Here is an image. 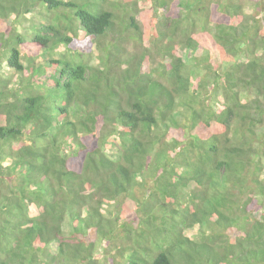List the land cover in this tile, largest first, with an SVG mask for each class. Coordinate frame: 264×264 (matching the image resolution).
I'll use <instances>...</instances> for the list:
<instances>
[{
  "label": "trees",
  "instance_id": "1",
  "mask_svg": "<svg viewBox=\"0 0 264 264\" xmlns=\"http://www.w3.org/2000/svg\"><path fill=\"white\" fill-rule=\"evenodd\" d=\"M252 1L0 0V264H264Z\"/></svg>",
  "mask_w": 264,
  "mask_h": 264
},
{
  "label": "rangeland",
  "instance_id": "2",
  "mask_svg": "<svg viewBox=\"0 0 264 264\" xmlns=\"http://www.w3.org/2000/svg\"><path fill=\"white\" fill-rule=\"evenodd\" d=\"M245 3V9L247 12H252V0H244ZM51 16L50 11L46 10L43 7H37L32 12H28L21 15H11L6 19V24H9L10 26L14 27V29L20 33L23 37H25V40H30V37L32 36V33L34 32V29L36 26H39L40 24H46L49 22V18ZM63 48L60 47L54 51H50L51 57H56L60 51H62ZM84 60L92 66L101 67L104 63V52L101 50L93 49L89 52L83 53ZM2 65L0 66V72H2L5 75L10 76L12 74L11 70L6 64V61L1 60ZM115 150H112L111 152H114ZM68 222V221H66ZM65 231L68 232L70 225L69 223H66L64 225ZM196 231V228L188 230L187 234L192 236Z\"/></svg>",
  "mask_w": 264,
  "mask_h": 264
}]
</instances>
